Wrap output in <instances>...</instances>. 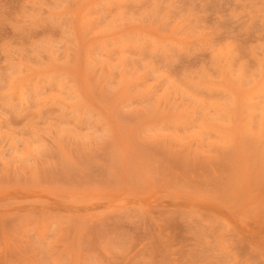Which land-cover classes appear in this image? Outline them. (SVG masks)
<instances>
[{
  "label": "rangeland",
  "instance_id": "obj_1",
  "mask_svg": "<svg viewBox=\"0 0 264 264\" xmlns=\"http://www.w3.org/2000/svg\"><path fill=\"white\" fill-rule=\"evenodd\" d=\"M0 264H264V0H0Z\"/></svg>",
  "mask_w": 264,
  "mask_h": 264
}]
</instances>
